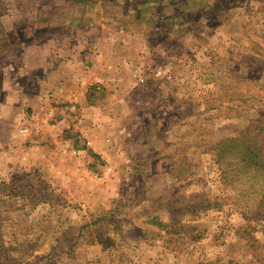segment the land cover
I'll use <instances>...</instances> for the list:
<instances>
[{"label":"rangeland","instance_id":"rangeland-1","mask_svg":"<svg viewBox=\"0 0 264 264\" xmlns=\"http://www.w3.org/2000/svg\"><path fill=\"white\" fill-rule=\"evenodd\" d=\"M235 1L242 10L225 9L218 23L177 16V40L170 46L166 29L162 60L148 64L151 92L129 72L80 92L97 108L87 121L101 148L125 134L109 158L67 128L77 153H64L38 110L50 86L82 78L68 63L77 51L89 69L101 57L78 31L85 14L74 0H0V264H264V165L260 176L234 151L222 157L225 141L248 136L264 161V0ZM108 3L110 24H132ZM53 105L50 119L63 116Z\"/></svg>","mask_w":264,"mask_h":264},{"label":"crops","instance_id":"crops-1","mask_svg":"<svg viewBox=\"0 0 264 264\" xmlns=\"http://www.w3.org/2000/svg\"><path fill=\"white\" fill-rule=\"evenodd\" d=\"M108 1H111L110 4L114 6H119L120 8L123 7L129 18L131 15L133 20L132 24L131 22L123 23L121 28H118L114 24H110L108 20L110 21L112 17L104 16L103 12L101 11L106 7V5L109 4ZM225 1H227L228 4L226 3L225 5ZM240 5L241 4H238V2L235 0H74L73 6L79 8L81 13L85 14L81 20L83 24L79 23L81 27L78 31H88L89 36L93 38L94 42L98 46L101 57L96 59L94 64L89 69L85 67L86 65L84 66L83 60H81L79 57L78 54L80 51L76 50L77 54L72 56L74 61L68 63L72 66L71 68L73 72H77L76 75L78 74V71L83 73L82 78H79L82 80L80 81L79 79H74L78 77L72 74L65 78L66 81H61L59 87L50 86L54 90V95L51 96L53 99L51 100L48 96L45 98V100L42 99L44 100V104L42 103L39 106L40 109H38L40 110L39 112L45 116V122H47L49 128L48 132L51 131L52 133L50 135L51 141L48 139V137L47 140L50 142L63 144V146H61V150L64 153L69 155L74 154L76 151L69 149L70 140L67 139V134H65L66 130H73L79 133V136L87 141L89 146H91V148L96 152H100L109 158L111 156L113 157L118 155L119 152L115 150L119 148H115L113 143L119 140V136L124 137V132L117 133V135L114 137L111 136L114 135L113 133L106 135L104 137L105 146L104 148H101V146L98 145V138L93 136V130L88 129L90 125L88 122L93 119L87 121L90 118V113H92V110L97 108L91 107L90 104L87 103L81 96L80 92L84 91L85 87L89 88L92 85L98 86V84H105V78H108L107 76L111 73H118V75L124 76L126 72H129V74H131L134 79L140 78V81L137 83L142 86L140 90L151 92L152 90H146L147 84L145 82L148 78V64L153 62L156 63V61L162 60V55L159 57V54L163 53L161 52V49H163L162 37L163 32L166 29H168V31L170 30V37L167 40L169 45L171 46V42L177 40V33L179 29L176 25V20L180 13L189 15V17L192 15L197 16L210 14L211 16H209L212 17L213 20L216 19L215 22L218 23V18L220 19L218 15L225 13V9H228L234 13L239 9L242 10ZM93 8H96L97 15L92 14L94 11ZM88 12L91 13V15L87 17L86 13ZM100 13L102 14V17L100 16ZM163 18L166 20L161 23ZM201 19H203V17L200 16V20ZM189 24V22H185L186 28ZM224 24L225 22H221V25ZM171 25H173L172 30ZM101 28L112 31V34L104 38L97 36V31H99ZM114 30L117 32L113 33ZM90 33L95 35L92 36ZM80 37L81 36L76 37L79 46H81L82 43L79 39ZM111 46L117 54L109 52V56H106L104 51L107 52ZM71 53L72 52L70 51H64L61 57L64 55L70 57L72 55ZM73 53H75L74 50ZM133 62H139L140 64L131 65ZM123 63H126V65ZM52 65H54V63ZM52 65L50 67H52ZM66 87H73L75 89L73 92L75 93H68L65 89ZM149 102L150 101L145 102V106L148 105ZM54 103H58V107L64 106L61 107V111L64 113V115L62 114L63 116L59 118L52 117V119H50L51 116L55 115V109L58 112L60 111L53 105ZM36 107H34V109L39 108ZM68 111L73 112V115L70 114V112L68 113ZM84 118H86V120ZM49 120H53L52 124ZM112 121L115 122L114 119L112 120L109 117V122ZM111 125L112 123H109V126ZM106 126L107 125H105V127ZM122 129L125 130V128ZM64 143L67 145L64 146Z\"/></svg>","mask_w":264,"mask_h":264},{"label":"trees","instance_id":"trees-1","mask_svg":"<svg viewBox=\"0 0 264 264\" xmlns=\"http://www.w3.org/2000/svg\"><path fill=\"white\" fill-rule=\"evenodd\" d=\"M248 139H249L248 136H243V137H241L238 140H227V141H225L224 142V145L222 146V150H223L222 157H224L225 156L224 154L227 153L229 150L230 151H234V153L239 157V159H242V163L240 164V166L242 168L247 169L248 166L251 165V167L253 168L254 171L257 170V169H259L258 171L255 172V174L256 173L259 174V172L261 171V169H263L261 167L264 165V161L262 162V164L258 165L259 164V157H260L259 152L260 151L258 149H251V147H249L247 145V142L249 141ZM232 144H234V146L231 147L232 150L231 149H228L227 146L228 145H232ZM243 151H244V154H243ZM261 174L264 175V171ZM261 174H259V175L261 176ZM29 175H24V180H22V184L24 185V187L26 189H29L30 190V189H34L35 187H32V188L30 187V185H29V181H30L29 180ZM41 186H42V184L40 182H37L36 183V188L41 189L42 188ZM263 189H264V183H263V185L260 188H257L258 197L261 196V198H260L261 201L259 200V203H261L262 201H264ZM23 190H25V189H23ZM206 205L209 206V204H205V203H202V202L200 203V206L202 208H204ZM83 234L84 233L80 232V234L78 236L79 237L80 236H83ZM68 240L70 241V240H73V239L70 238ZM77 242L78 241H76L74 244H72L73 242H71V244H69V248L70 249H69L68 253L70 255H73V252L74 251H72V250L75 249V247L77 245Z\"/></svg>","mask_w":264,"mask_h":264},{"label":"built area","instance_id":"built-area-1","mask_svg":"<svg viewBox=\"0 0 264 264\" xmlns=\"http://www.w3.org/2000/svg\"><path fill=\"white\" fill-rule=\"evenodd\" d=\"M23 132H27V129H25ZM74 155H76V152H74Z\"/></svg>","mask_w":264,"mask_h":264}]
</instances>
